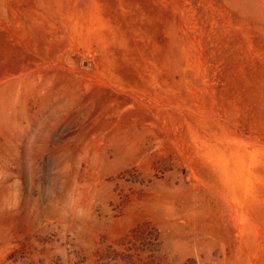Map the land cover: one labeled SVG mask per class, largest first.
Returning a JSON list of instances; mask_svg holds the SVG:
<instances>
[{
	"label": "rangeland",
	"instance_id": "obj_1",
	"mask_svg": "<svg viewBox=\"0 0 264 264\" xmlns=\"http://www.w3.org/2000/svg\"><path fill=\"white\" fill-rule=\"evenodd\" d=\"M0 264H264V0H0Z\"/></svg>",
	"mask_w": 264,
	"mask_h": 264
}]
</instances>
